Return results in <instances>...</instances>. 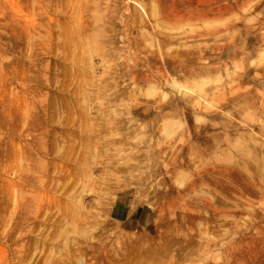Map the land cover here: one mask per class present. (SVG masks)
Masks as SVG:
<instances>
[{
    "label": "rangeland",
    "instance_id": "obj_1",
    "mask_svg": "<svg viewBox=\"0 0 264 264\" xmlns=\"http://www.w3.org/2000/svg\"><path fill=\"white\" fill-rule=\"evenodd\" d=\"M231 242L264 264V0H0V264Z\"/></svg>",
    "mask_w": 264,
    "mask_h": 264
},
{
    "label": "bare ground",
    "instance_id": "obj_2",
    "mask_svg": "<svg viewBox=\"0 0 264 264\" xmlns=\"http://www.w3.org/2000/svg\"><path fill=\"white\" fill-rule=\"evenodd\" d=\"M220 168H221V166H220ZM226 169V168H225ZM224 171H226V170H224ZM230 172V171H229ZM232 172V171H231ZM227 173V172H226ZM233 173V172H232ZM219 192V191H218ZM223 195V194H222ZM211 209H210V212L211 213H213V214H222V212H224V210H221V209H219V210H217V208H215V207H210ZM224 214V213H223ZM192 222H193V217H189V219L187 220V223L189 224V226L191 227L192 226ZM205 243V242H204ZM229 244V249H228V251L225 253L226 254V256H225V258H224V260L223 261H221L219 264H236V257H234V252H233V250L236 248L235 247V245H233L232 244V242L231 243H228ZM204 246V245H203ZM232 248H234L233 250H232ZM221 257V256H220ZM222 259V258H221ZM216 261V260H215Z\"/></svg>",
    "mask_w": 264,
    "mask_h": 264
},
{
    "label": "crops",
    "instance_id": "obj_3",
    "mask_svg": "<svg viewBox=\"0 0 264 264\" xmlns=\"http://www.w3.org/2000/svg\"><path fill=\"white\" fill-rule=\"evenodd\" d=\"M114 211H115V209H114ZM121 211L120 210H116V215H120L121 213H120Z\"/></svg>",
    "mask_w": 264,
    "mask_h": 264
}]
</instances>
